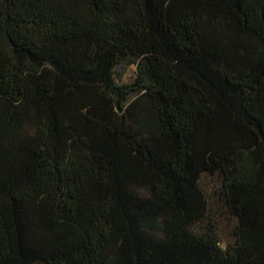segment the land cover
Here are the masks:
<instances>
[{
	"label": "trees",
	"instance_id": "16d2710c",
	"mask_svg": "<svg viewBox=\"0 0 264 264\" xmlns=\"http://www.w3.org/2000/svg\"><path fill=\"white\" fill-rule=\"evenodd\" d=\"M0 264H264V0H0Z\"/></svg>",
	"mask_w": 264,
	"mask_h": 264
},
{
	"label": "rangeland",
	"instance_id": "374dc122",
	"mask_svg": "<svg viewBox=\"0 0 264 264\" xmlns=\"http://www.w3.org/2000/svg\"><path fill=\"white\" fill-rule=\"evenodd\" d=\"M135 71H136V66L135 65H130V66L126 65L123 81L124 82L131 81L134 78V76H135ZM207 180H209V179L207 178ZM206 182H209V189H210V191H213V189L217 185L215 179H212V180H209V181H206ZM229 228H230V225H227L225 223H221L220 224V234L219 235L221 237L223 245H225V239L227 237L224 232H228Z\"/></svg>",
	"mask_w": 264,
	"mask_h": 264
}]
</instances>
